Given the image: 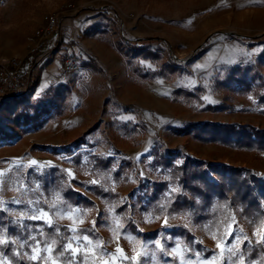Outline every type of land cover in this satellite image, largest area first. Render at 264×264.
I'll list each match as a JSON object with an SVG mask.
<instances>
[{"label": "rangeland", "instance_id": "1", "mask_svg": "<svg viewBox=\"0 0 264 264\" xmlns=\"http://www.w3.org/2000/svg\"><path fill=\"white\" fill-rule=\"evenodd\" d=\"M74 13L95 21L90 29L79 31L77 42L68 41L76 43L78 74L57 76L54 86L32 89L19 101L12 96L7 100L11 91L3 88L1 79L10 69L0 65V130L15 132L11 137L0 134V209L18 221L40 216L36 203L43 193L35 175L56 167L66 174L69 185L95 204V208L80 211L56 203V213L68 226L81 230L89 225L85 228L91 241L87 254L85 244L73 240L80 256L73 257L72 264H107L113 259L115 264H264V251L253 252L252 259L241 247L244 242L257 243L259 237L253 233H264V225L249 232L233 220L219 233L192 227V241L188 242L168 231L186 226L183 217L168 219L146 213L136 218L129 208L140 193L139 183L167 179L152 164L155 148L177 156V162L187 156L248 168L264 178V153L204 142L179 131L186 124L203 122L264 129V107L257 106L252 93L241 96L231 88L235 83L226 81L238 68L255 83L258 73L264 76V0H0V62L17 57L23 63L28 56L30 63H21L23 74H28L35 56L50 46L48 39L55 33L47 32L50 17L55 16L60 24ZM142 38L156 39L148 47L154 55L129 49V40ZM62 62L58 59L55 67ZM161 65L166 68L160 70ZM36 75L41 84L40 66ZM38 93L58 96L57 103L63 99L66 114L49 117L37 127L15 126L10 120L15 109L27 105L31 112ZM76 153L83 160L89 154L113 158V170L121 161H129L128 170L122 173L126 180L114 186L119 200L128 206L123 214L114 213L85 188L72 184L71 178L77 174L71 157ZM173 188L170 185V191ZM32 191L38 196H31ZM55 198L59 201L58 194ZM96 211L103 214L94 218ZM49 219L48 213L37 220L47 223ZM153 231L154 235L145 236ZM79 232L71 236H79ZM234 236L240 237V243ZM157 240L163 251L155 246ZM48 246L38 250V262L31 259L30 247L35 245L21 249L35 264H64L52 257ZM118 247L123 253L116 252ZM133 255L135 261L130 259ZM0 260L9 261L1 255Z\"/></svg>", "mask_w": 264, "mask_h": 264}, {"label": "trees", "instance_id": "2", "mask_svg": "<svg viewBox=\"0 0 264 264\" xmlns=\"http://www.w3.org/2000/svg\"><path fill=\"white\" fill-rule=\"evenodd\" d=\"M56 36L57 33L52 34L48 39L50 46L62 56L76 58L77 54L73 48L68 49L73 44L67 42L64 46L63 42L56 39ZM259 38H254V40ZM53 40L55 41L54 44L52 43ZM155 41L156 39L152 38H142L129 40L127 44H129V49H135L145 56H150L154 53L148 47ZM262 53H264V48ZM27 57L22 64L28 65L30 63ZM163 68L166 67L161 65L159 69L162 70ZM36 72V64L26 75L21 69L20 84L27 91L12 96L16 98V101H19L20 98L38 86L39 78ZM257 76V83H255L253 78L247 79L242 68H238L226 76V81L235 83L231 88L241 96L252 93L257 106L264 107V76L260 73ZM175 92L191 95L187 90H176ZM56 97L58 96L50 93L36 97L31 112H29L30 108L27 105L17 107L12 117L13 124L15 126L30 124V126L37 127L41 126L49 117L61 118L66 114L61 106V102L64 103V100L61 99L60 103H57L58 98ZM261 111L264 112V109ZM179 131L190 134L193 138L204 142L243 152L264 153V129H255L248 125L203 122L201 124H186L180 127ZM0 134L11 137L15 132L13 129L9 132L0 130ZM78 143L79 141L76 142V144ZM152 152V164L154 167L158 166L160 172L167 175V179L157 177L139 183L140 193H137L133 203L129 206L136 218L146 213L168 219L181 216L186 219L187 225L169 228L168 231L179 234L184 241L188 242L192 241V227L199 230L207 228L210 232L219 233L224 229V226L233 220L242 223L249 232L264 225V178L257 176L248 168L229 167L208 161H195L187 156L182 157L177 162V156L164 154L158 148ZM71 162L77 174L71 178L74 186L85 188L90 195L102 201L107 208L113 209L114 213L123 214L125 212L128 208L127 203L119 200V194L114 186L118 183H124L126 180L122 173L128 170L129 161H121L118 168L113 170V158L89 154L83 160L82 154L76 153L71 157ZM83 174H86V179H81ZM35 178L38 180L43 193L36 204L40 209L50 214L52 226L49 227L47 223L41 220L29 218L18 221L3 209L0 211V226H2L0 227V238L14 240L15 244L11 250L7 245H0V255L10 260L12 264H35L25 257L21 245L28 248L30 245H35L36 240H38L41 248L44 249L47 245L52 247L51 255L57 261L68 264L71 258L73 263V257L70 253L57 250L59 245L66 244L71 234L68 232L69 226L65 220L56 213V203L64 207H78L80 211L95 208V204L81 191L69 185L67 176L62 169L50 168L46 173L35 175ZM170 185L177 191H170ZM56 194L59 195V201L55 198ZM31 196H38L37 191H32ZM102 214L96 211L94 218ZM56 228L60 229L58 233L55 231ZM85 228H89V225L81 227L80 235L83 234L82 230H86ZM87 234L89 235V231ZM154 234L153 231L145 236L149 237ZM241 247L243 251H248L252 259L254 258L253 252L264 251V244L258 242L253 245H247L244 242ZM16 250L20 252L19 256L13 254Z\"/></svg>", "mask_w": 264, "mask_h": 264}, {"label": "crops", "instance_id": "3", "mask_svg": "<svg viewBox=\"0 0 264 264\" xmlns=\"http://www.w3.org/2000/svg\"><path fill=\"white\" fill-rule=\"evenodd\" d=\"M64 16H67V15H63L61 17L63 18ZM63 19H64L63 22L58 24L55 33H57L56 39L58 41L63 42L64 46L66 45L68 41H71V40L73 42H77L76 37L79 35V31H82L83 28L90 29L91 26H93V22H95L93 21V18L83 20L82 13H76L75 15H73L72 18L68 17V18H63ZM75 44L76 43L69 46L68 49L76 47ZM64 57L65 56H62L59 52L56 51V49L50 46L43 49L42 52H40L37 56H35L31 65L36 64L37 66L41 67V82H40L41 84L37 86L38 88L44 89L50 86H54L56 84V83L54 84L53 82H56L55 80L58 79L57 76H60L61 67L56 68L55 64H57L58 66L57 60L58 59L62 60ZM49 59L50 61H48ZM43 89H41L40 92H42ZM11 96L13 95L9 93L8 95L5 96V98H7L8 100L10 99L9 97ZM10 120L12 121V117H10Z\"/></svg>", "mask_w": 264, "mask_h": 264}, {"label": "snow or ice", "instance_id": "4", "mask_svg": "<svg viewBox=\"0 0 264 264\" xmlns=\"http://www.w3.org/2000/svg\"><path fill=\"white\" fill-rule=\"evenodd\" d=\"M32 163H35V161H33ZM172 192H175L177 191L175 188L171 189ZM16 203H20V201H15ZM198 202V201H197ZM3 209H0V211H2ZM48 216V213L43 211V209H41V215L40 216H35L33 215L31 217L32 220H37V219H41L43 220L45 217ZM48 226L51 227L52 226V221L49 219L46 221ZM80 223H83V221L81 220ZM95 223V222H93ZM165 223H167V219H165ZM2 227V226H0ZM55 231L58 233L60 231L59 228H56ZM78 229H76L75 227H72L71 225H69L68 227V232L69 234H75L77 233ZM83 231V234L82 235H72L71 236V239L66 243V244H63V245H59L57 250L58 251H61V252H67V253H70L71 254V257H79L80 256V249L78 246H74L73 244V240L76 241V244L78 245L79 243L83 242L85 244V254H87V245L88 243H91V241L89 240V235L87 234V230H82ZM254 235L258 236L259 237V240H258V243L260 244H264V233H262L261 231L257 230L253 233ZM215 239V237H213ZM233 239L235 240L236 243H240V237L239 236H234ZM15 244V241L14 240H10V239H7V238H0V245H7L9 247V250L12 249V246ZM155 246L156 247H160L161 248V251H163V247H162V244H161V241L160 240H157L155 242ZM21 247H24V245H21ZM176 247H179V245H177ZM221 245L219 243H217V248H220ZM41 249V245L39 243L38 240H36V243H35V247H30V252H31V259L33 261H36L38 260L40 257L38 256V250ZM176 249L173 248V251H175ZM47 251L48 252H52L53 249L52 247L49 245L48 248H47ZM135 251V250H133ZM116 252H120V253H123V249L122 248H117L116 249ZM15 256H19L20 255V252L18 250L14 251L13 253ZM25 254H28V253H25ZM171 254V253H170ZM234 256H235V252L232 253ZM105 255H108V253H105ZM191 255V254H190ZM114 256V254H113ZM195 256L198 258L200 256V253L199 251H197L195 253ZM125 259H128V257H124ZM131 260L135 261L137 259V256L136 255H133L131 258ZM214 259V258H213ZM242 259V258H241ZM0 264H11V261H4V260H0ZM53 264H55V262H53ZM69 264H72V261H71V258L69 259ZM107 264H115V259H113L112 261H108ZM208 264H213L212 261H209Z\"/></svg>", "mask_w": 264, "mask_h": 264}, {"label": "built area", "instance_id": "5", "mask_svg": "<svg viewBox=\"0 0 264 264\" xmlns=\"http://www.w3.org/2000/svg\"><path fill=\"white\" fill-rule=\"evenodd\" d=\"M57 26L58 23L55 16H51L47 25V32L49 34L55 32ZM21 63L22 61L17 57L2 59L0 62L1 67L3 68L9 67L10 69L9 72L7 71L8 74L2 77L1 84L3 85V88L5 87L9 89L13 96L20 95L21 93H24L26 91L25 89L22 88L20 84V79L22 74ZM246 64L249 65V63ZM79 71H80V64L77 59L71 56H67L63 58V62L61 65V72H60L61 77L66 78L71 75H76L79 73Z\"/></svg>", "mask_w": 264, "mask_h": 264}]
</instances>
